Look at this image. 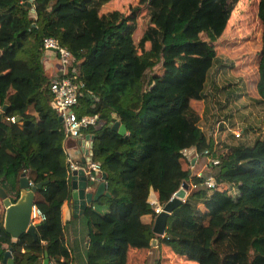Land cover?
<instances>
[{"label":"trees","instance_id":"obj_1","mask_svg":"<svg viewBox=\"0 0 264 264\" xmlns=\"http://www.w3.org/2000/svg\"><path fill=\"white\" fill-rule=\"evenodd\" d=\"M120 1L0 0V188L17 200L21 174L32 187L44 183L35 205L46 217L35 241L24 234L12 242L3 211L0 262L5 244L14 264H42L45 252L48 264L70 263L61 221L71 188L65 133L41 47L52 38L72 57L65 77L83 83L74 113L98 118L81 134L90 137L108 195L83 212L86 264H145L150 253L153 264H264V136L212 154L215 189L190 193L169 216L164 237L153 234L156 215L147 204L151 192L166 204L187 178L182 150L212 149L197 108L219 63L217 44L248 0H137L129 15L103 11ZM256 3L255 95L264 102V0ZM115 122L127 135L110 130Z\"/></svg>","mask_w":264,"mask_h":264},{"label":"rangeland","instance_id":"obj_2","mask_svg":"<svg viewBox=\"0 0 264 264\" xmlns=\"http://www.w3.org/2000/svg\"><path fill=\"white\" fill-rule=\"evenodd\" d=\"M256 2L248 0L238 5L230 28L217 44L219 63L208 75L205 100L197 108L201 116L199 128L208 139H212L217 121L226 122L227 126L221 125L215 137L218 149L225 145H251L256 138L264 136V102L255 95L256 67L261 48ZM137 7V0H122L115 5L110 4L103 11L118 9L129 15ZM139 23L143 29L145 15L139 18ZM47 74L51 75L49 71ZM233 131L243 133V138H234ZM204 173L210 174L211 171L205 170ZM100 211L105 213L107 208Z\"/></svg>","mask_w":264,"mask_h":264},{"label":"built area","instance_id":"obj_3","mask_svg":"<svg viewBox=\"0 0 264 264\" xmlns=\"http://www.w3.org/2000/svg\"><path fill=\"white\" fill-rule=\"evenodd\" d=\"M32 0H29L31 2ZM45 53H55L61 66L60 76L53 78L50 84V92L53 95V108L61 119V123L64 127V143L67 140L79 139L82 134L81 131L88 127L95 126L98 123L97 116L92 117H77L73 109L77 105L80 90L83 88V83H74L72 79H76L75 76L66 78L67 67L72 61V57L69 51L61 47L57 40L52 38H44L42 46ZM7 121L14 123V118L6 119ZM225 121H217L215 131L212 137V149H205L202 153L197 152L195 148L184 149L181 151L182 162H185L189 171L187 178L183 183L187 184L186 197L196 191L199 187L204 189H215L214 176L212 173H204L210 171V164L212 162V154L218 150V144L215 137L219 131L220 126H227ZM236 139L242 137V133L231 132ZM63 150L66 157L67 175L71 178L72 174L78 171H83L88 182L98 183L101 182V167L98 163L93 162L90 150L85 152V156L81 162L74 161L65 149L63 144ZM182 183V184H183ZM181 184V185H182ZM31 187L32 184L29 183ZM181 187V186H180ZM175 194V193H174ZM174 194L170 199L173 198ZM185 200V199H184ZM183 200V202H184ZM149 209L155 214L159 215L162 211L163 205L159 204L155 196H151L147 200ZM46 219L43 212L33 205L31 208L30 223L32 225L44 222ZM161 237H164L161 236Z\"/></svg>","mask_w":264,"mask_h":264},{"label":"water","instance_id":"obj_4","mask_svg":"<svg viewBox=\"0 0 264 264\" xmlns=\"http://www.w3.org/2000/svg\"><path fill=\"white\" fill-rule=\"evenodd\" d=\"M6 107L2 108L4 112ZM0 115V121H1ZM59 122L61 119L59 118ZM110 130L117 132L120 136H125L126 128L115 122L109 127ZM71 198L73 201V208L75 213L82 214L87 205L97 202V200L103 196L108 195L105 190V175L101 174V183L95 189L94 193L88 192L93 187V183L88 182L84 172L78 171L71 176ZM44 183L38 184L34 187L29 186V182L26 178V174L20 175L18 188L20 190L17 200H13L7 196V194L0 188V200L4 209V232L12 239L17 241L22 235L29 234L36 240L35 230L38 224L32 225L30 223L31 208L35 205V195L42 188ZM188 187L186 183H183L179 190L174 194L166 204L163 205L162 211L159 215H156L152 232L156 236H163L166 231L167 220L172 212L179 207L183 200L186 198V191ZM156 240L151 242L152 246H155ZM11 249L6 251L3 255L1 264H14L11 258ZM43 264H48V255L44 253Z\"/></svg>","mask_w":264,"mask_h":264},{"label":"crops","instance_id":"obj_5","mask_svg":"<svg viewBox=\"0 0 264 264\" xmlns=\"http://www.w3.org/2000/svg\"><path fill=\"white\" fill-rule=\"evenodd\" d=\"M44 55H45L44 63H45L46 71H49L51 73V76H53V78L60 76L61 66L59 64L57 56L52 53H45ZM64 144H65V149L67 150L69 156L74 161H78V162H81L83 160V157L85 156V152L87 150H90L91 148V140L88 135H82L79 139L76 140L74 139L67 140ZM70 186H71V179H70ZM97 186L98 185H94L92 188L88 190V192L94 193ZM152 195L154 196V194L151 192V196ZM37 197L38 196L35 195L34 200H36ZM95 205L96 203H92V207H95ZM3 211L4 209L0 201V214ZM61 221L63 225L64 244L70 255L69 264H86L88 229H87L86 221L83 217V213L79 214L74 212L73 201L71 198V188H70V199L61 208ZM11 241L15 242V240L12 239ZM1 248L6 249V251L9 250L7 245L5 244H2ZM22 253L25 252L22 250ZM148 255L149 257L145 264H153L151 259L153 254L150 253ZM11 258H12V251H11ZM41 261L43 264L44 254L41 258Z\"/></svg>","mask_w":264,"mask_h":264}]
</instances>
